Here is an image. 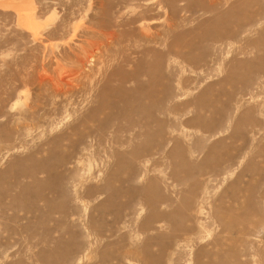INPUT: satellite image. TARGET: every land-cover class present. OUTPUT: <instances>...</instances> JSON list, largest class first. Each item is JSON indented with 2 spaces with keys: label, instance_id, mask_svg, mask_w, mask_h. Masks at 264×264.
<instances>
[{
  "label": "rangeland",
  "instance_id": "374dc122",
  "mask_svg": "<svg viewBox=\"0 0 264 264\" xmlns=\"http://www.w3.org/2000/svg\"><path fill=\"white\" fill-rule=\"evenodd\" d=\"M160 1L0 0V264H264V0Z\"/></svg>",
  "mask_w": 264,
  "mask_h": 264
},
{
  "label": "bare ground",
  "instance_id": "6f19581e",
  "mask_svg": "<svg viewBox=\"0 0 264 264\" xmlns=\"http://www.w3.org/2000/svg\"><path fill=\"white\" fill-rule=\"evenodd\" d=\"M197 2L198 5H200L201 9L203 11H205L206 13H209L211 15V17H213L212 21L210 23H203V28L205 31H210L212 29H214L218 24H219V21L221 19L220 15L222 14L220 12L221 10V4L223 0H195ZM169 2L170 0H163V1H160L158 2V5H156V7L158 8H162L165 10L164 12V16L167 17L168 19H166V22H165V29L162 31L161 35L158 33V32H152L151 30L150 31H147L148 28H146V31L144 33V35L141 36V41L144 43V54H153L155 53L156 51L151 47L152 45H156V44H159L161 45L162 43H159V37L160 36H169L170 34H172V36H175L177 34L174 33V30L176 29V25H174L172 23V21L169 19L170 17L168 16L169 15H172V12L173 11H170L169 10ZM169 7V8H168ZM243 7V6H242ZM188 9H192V6H188L187 7ZM126 9V8H125ZM109 10V9H108ZM231 11L233 9H230ZM147 13V12H146ZM145 13V14H146ZM135 15V14H134ZM121 17V16H120ZM149 16H136V17H133L131 18L129 24L130 25H133L135 23H138L139 21H141L142 19H148ZM123 18V17H122ZM151 17H149L150 19ZM130 19V18H129ZM128 19V20H129ZM125 21V19H124ZM122 22V21H120ZM128 24V22L126 23ZM128 24V25H129ZM227 24V23H226ZM215 33V32H214ZM216 34V33H215ZM208 36L207 35H204V37L202 39H207ZM214 39H219L217 38L216 36L214 37ZM178 45H182L181 43V38L178 37V38H175L174 41L169 45L168 49H173L174 47H177ZM231 252V251H230ZM235 252V251H233ZM232 252V253H233ZM236 253V252H235ZM236 256V255H235ZM231 257L233 258L234 256L231 255ZM221 258V257H220ZM234 260V259H233ZM223 262V261H222ZM221 262V263H222ZM224 263V262H223ZM233 263V262H232Z\"/></svg>",
  "mask_w": 264,
  "mask_h": 264
}]
</instances>
